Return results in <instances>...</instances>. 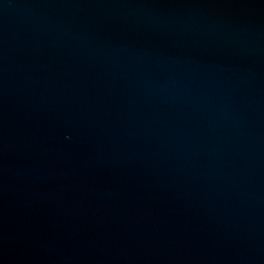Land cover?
Wrapping results in <instances>:
<instances>
[{
  "label": "water",
  "instance_id": "95a60500",
  "mask_svg": "<svg viewBox=\"0 0 264 264\" xmlns=\"http://www.w3.org/2000/svg\"><path fill=\"white\" fill-rule=\"evenodd\" d=\"M0 264H264V0H0Z\"/></svg>",
  "mask_w": 264,
  "mask_h": 264
}]
</instances>
